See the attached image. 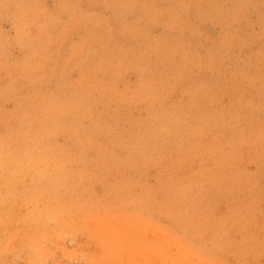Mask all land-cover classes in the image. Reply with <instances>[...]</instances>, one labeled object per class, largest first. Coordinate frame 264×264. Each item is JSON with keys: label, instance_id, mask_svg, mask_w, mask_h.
<instances>
[{"label": "rangeland", "instance_id": "obj_1", "mask_svg": "<svg viewBox=\"0 0 264 264\" xmlns=\"http://www.w3.org/2000/svg\"><path fill=\"white\" fill-rule=\"evenodd\" d=\"M0 264H264V0H0Z\"/></svg>", "mask_w": 264, "mask_h": 264}]
</instances>
